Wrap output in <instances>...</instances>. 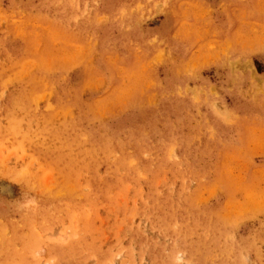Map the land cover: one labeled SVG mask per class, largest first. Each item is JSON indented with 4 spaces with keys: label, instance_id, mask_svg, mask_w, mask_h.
I'll list each match as a JSON object with an SVG mask.
<instances>
[{
    "label": "rangeland",
    "instance_id": "rangeland-1",
    "mask_svg": "<svg viewBox=\"0 0 264 264\" xmlns=\"http://www.w3.org/2000/svg\"><path fill=\"white\" fill-rule=\"evenodd\" d=\"M0 264H264V0H0Z\"/></svg>",
    "mask_w": 264,
    "mask_h": 264
}]
</instances>
